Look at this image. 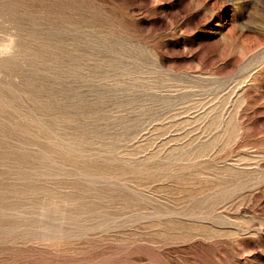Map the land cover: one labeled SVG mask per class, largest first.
<instances>
[{
	"label": "rangeland",
	"instance_id": "374dc122",
	"mask_svg": "<svg viewBox=\"0 0 264 264\" xmlns=\"http://www.w3.org/2000/svg\"><path fill=\"white\" fill-rule=\"evenodd\" d=\"M0 264H264V0H0Z\"/></svg>",
	"mask_w": 264,
	"mask_h": 264
}]
</instances>
